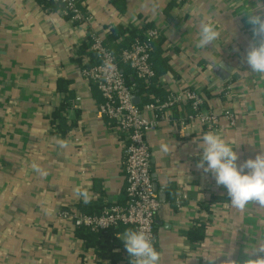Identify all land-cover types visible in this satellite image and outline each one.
Instances as JSON below:
<instances>
[{
  "label": "crops",
  "instance_id": "0c3cea01",
  "mask_svg": "<svg viewBox=\"0 0 264 264\" xmlns=\"http://www.w3.org/2000/svg\"><path fill=\"white\" fill-rule=\"evenodd\" d=\"M256 3L77 0L91 18L82 24L71 22L61 5L49 0H0V264H131L121 234L133 227L92 233L61 216L62 211L99 214L126 201L124 134L97 115L103 98L81 76L94 56L90 34L108 42L117 28L143 36L158 29L164 42L161 53L154 47L152 82L164 96L183 88L197 91L204 109L220 116L212 130L199 123L181 127L175 121L188 111L182 105L172 122L145 134L154 184L165 200L155 226L161 264L257 258L251 247L264 239V208L255 203L243 212L233 208L227 189L197 168L201 138L209 131L236 148L238 163L264 152V76L251 72L245 61L254 40L246 10ZM205 18L221 35L201 49L196 42ZM123 36L114 40L116 50ZM159 59H165V70ZM220 64L239 76L222 80L213 72ZM225 110L233 112L236 125ZM59 139L69 141V147L60 149ZM161 142L175 150L160 152ZM34 162L48 171L46 177L33 171ZM77 186L89 189L90 203L75 196ZM183 195L187 198L178 204L176 198Z\"/></svg>",
  "mask_w": 264,
  "mask_h": 264
},
{
  "label": "built area",
  "instance_id": "2783aa9c",
  "mask_svg": "<svg viewBox=\"0 0 264 264\" xmlns=\"http://www.w3.org/2000/svg\"><path fill=\"white\" fill-rule=\"evenodd\" d=\"M62 6L61 13L71 22L86 23L90 15L78 7L77 0H49ZM160 36L158 29H149L142 39L135 40L124 49L117 58L104 44L101 36L90 34L91 51L99 63L87 65L81 69V76L95 83L103 102L97 106L100 118L113 122L124 134V150L121 162L126 176L125 196L122 205L105 208L99 214H73L62 211L65 219H73L77 227L85 228L92 233L115 229L119 226H130L134 229L145 227L155 245L156 216L161 207L158 193L155 190L152 176V152L145 134L158 129L163 122H172L173 112L182 105L190 106L192 113L180 116L175 122L181 127L191 123L212 130L220 122V116L214 111L204 109L203 96L189 88L171 92L166 99L154 98L151 102L137 105L134 100L133 86H129L121 65L132 69L137 79L146 83L156 77L152 64L154 41ZM107 64L114 66L107 68ZM223 115L232 126L236 125L234 114L225 110ZM187 196L176 198L181 204Z\"/></svg>",
  "mask_w": 264,
  "mask_h": 264
},
{
  "label": "clouds",
  "instance_id": "9594fccd",
  "mask_svg": "<svg viewBox=\"0 0 264 264\" xmlns=\"http://www.w3.org/2000/svg\"><path fill=\"white\" fill-rule=\"evenodd\" d=\"M246 12L254 40L246 53L245 61L251 72L264 76V0H257L256 5ZM220 35L211 19H202L199 23L196 47L208 48L220 38ZM107 68L112 69L114 66L107 64ZM182 134L186 133L182 131ZM57 145L60 149H67L69 141L59 139ZM200 147L203 153L197 168L205 173H211L216 184L227 189L233 208L243 212L250 203L264 208V152L257 154L255 158L238 163L239 154L236 148L220 133L214 131L206 132L202 136ZM159 150L164 154H170L175 150V146L161 142ZM31 168L40 176L48 175V171L35 162ZM73 192L83 203L91 202L92 194L88 188L77 186ZM44 211L48 214L51 210L46 208ZM121 239L131 257V264H161V252L153 244L145 227L128 229L121 234ZM251 253L257 258H249L242 262L229 259L226 264H264V239L251 247Z\"/></svg>",
  "mask_w": 264,
  "mask_h": 264
},
{
  "label": "trees",
  "instance_id": "16d2710c",
  "mask_svg": "<svg viewBox=\"0 0 264 264\" xmlns=\"http://www.w3.org/2000/svg\"><path fill=\"white\" fill-rule=\"evenodd\" d=\"M121 33L124 34V36H123V38L121 40V43L118 46V50H116L115 44H113V43H114V40L117 39V35L118 34L120 35ZM143 37L144 36L143 35H139L136 32L135 29H132V30H120V28L119 29L117 28L115 30H112V32L110 33V36L108 37V42L104 41V44H105V46H106V48L108 50H110L117 58H119L120 53L124 49L129 48L135 40L142 39ZM163 42H164V38H162L161 36H159L154 41L152 52H151L152 63L155 62L154 61V58H155L154 56L156 54V50L154 49V47L157 45L156 47L160 50L161 44ZM110 44H113V45H110ZM90 46H91V43H90ZM90 46H88V47H90ZM159 52L161 53V50ZM158 61L160 62L159 63V68H161L160 70H165L166 69V66H165V62L166 61H165V59H159ZM98 63H99V61H98L96 55L94 54L92 60L87 65H95V64H98ZM84 66H86V65H84ZM121 67L123 69L127 84L129 86L135 85L134 88H133V93L135 95H138L141 98L142 105L151 102L156 97H160V98H163V99L167 97V95H165V96L163 95V93L161 92V88H160V86H158V84H155L152 81L148 82V83H146L144 81H141V80L137 79L134 71L132 69H130L128 66L121 65ZM92 84H94L96 86L95 83H92ZM186 108H187L188 111H187V113L185 115H182L183 117H186V116H188L189 114L192 113V110H191L190 106H187ZM174 117L177 118L175 115H174ZM85 237L86 236H84V238Z\"/></svg>",
  "mask_w": 264,
  "mask_h": 264
},
{
  "label": "water",
  "instance_id": "95a60500",
  "mask_svg": "<svg viewBox=\"0 0 264 264\" xmlns=\"http://www.w3.org/2000/svg\"><path fill=\"white\" fill-rule=\"evenodd\" d=\"M217 76H219L222 80L228 79L230 76H233L237 78L239 74L237 72H233L232 68L225 65V64H220L217 66L214 71H213ZM134 102L139 105L140 104V99L139 97L135 96L133 97ZM156 192H158L157 186L154 184ZM164 197L162 193L159 195V200L161 203H165V200L162 198Z\"/></svg>",
  "mask_w": 264,
  "mask_h": 264
}]
</instances>
